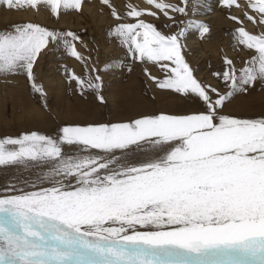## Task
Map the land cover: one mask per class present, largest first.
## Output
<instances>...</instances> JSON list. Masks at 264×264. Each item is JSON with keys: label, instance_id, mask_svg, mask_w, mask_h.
<instances>
[{"label": "snow or ice", "instance_id": "1", "mask_svg": "<svg viewBox=\"0 0 264 264\" xmlns=\"http://www.w3.org/2000/svg\"><path fill=\"white\" fill-rule=\"evenodd\" d=\"M100 2L112 8L109 0ZM0 3L15 10L45 7L55 16L60 10H80L82 0ZM199 3L194 0L191 7ZM146 4L169 21L174 22L170 12L188 15V0ZM233 5L239 7L237 0H222V6ZM248 6L259 20L246 14L247 20L264 25V0H248ZM129 8L125 15L112 8L118 23L110 35L133 60L160 68L163 79L145 69L157 88L195 96L202 110L65 126L56 139L35 132L0 139V166L45 164L49 171L41 181L52 185L0 198V264H264V119L223 114L235 94L264 82V34H250L244 27L233 34L255 55L239 70L224 59V70L212 73L228 88L221 94L198 81L181 55L185 31L197 27L203 35L209 32L206 25L189 20L178 33L165 35L141 19L159 18L157 11ZM128 18L135 22H119ZM79 41L71 31L16 25L0 32V74H26L43 98L34 66L55 44L84 65L85 78L66 72L78 91H96L103 102L100 70L89 72L77 50ZM63 145L78 146L80 153L67 156ZM145 146L144 162L126 158Z\"/></svg>", "mask_w": 264, "mask_h": 264}, {"label": "rangeland", "instance_id": "2", "mask_svg": "<svg viewBox=\"0 0 264 264\" xmlns=\"http://www.w3.org/2000/svg\"><path fill=\"white\" fill-rule=\"evenodd\" d=\"M109 2L121 15H125L130 10L129 6L137 10L157 11L147 5L146 0H109ZM165 2L180 4L181 0H165ZM188 3L189 7L186 8L188 15L169 13L174 16V22L169 21L158 11L159 18L144 16L141 19L154 24L165 35L178 33L189 20L194 24L206 25L209 32L203 35L197 27H191L185 31L180 41L181 55L198 81L210 84L219 89L221 94H226L228 88L212 73L224 70L225 58L233 60L235 67L239 70L242 68L241 64L250 60L255 52L238 43L236 52L229 51L219 33L232 30L237 32L238 28L244 27L250 34L260 35L264 34V25L253 24L250 21V28L253 29L245 26L246 14L259 20V16L248 6V0H237L239 7L233 5L231 8L222 6V0H200L195 8L191 7L194 0H188ZM112 8L102 4L100 0H82L80 10H60L54 16L49 9L39 7L41 14L29 15L23 9H9L6 4L0 3V32L12 31L16 25L32 23L49 30L71 31L76 34L80 38L77 50L84 57L89 72L93 67L100 70L98 74L101 76L102 86L99 95L103 97L101 102L97 98V92L91 89L83 90L81 94L76 83L67 77L66 72L70 70L85 78L84 65L69 57L62 47L55 49V44H49L34 66L35 83L43 88L45 95L42 98L39 93L34 92L24 74L26 93L18 97L20 100L18 107H13L11 102H6L7 104L5 103L0 110V139H17L33 132L56 139L62 134L61 129L65 126L129 122L142 116L162 113L190 115L202 110V103L195 96L185 97L171 90L157 88L145 75L147 68L153 76L163 79V73L159 67L133 60L127 54L126 48L110 35L111 30L118 23L111 15ZM229 17H236L241 23L238 24L236 20ZM218 18L226 21L227 24L217 27L216 19ZM119 22H135V20L128 18ZM210 35L217 38L214 46L215 53L204 42ZM66 58L69 62L65 61ZM62 64L65 65L66 72L62 79V87L58 91V83L47 84L44 76L52 78L56 68ZM107 65L114 67L103 71ZM29 102H33L42 110L43 118L39 123L31 122L34 119H28L27 115L19 109ZM223 114L235 118L264 119V82L257 80L253 86L247 88V91L235 94L230 102L226 103ZM148 150V146L143 149H134L126 154V158L133 164L142 163L146 159L145 153ZM63 152L71 156L79 154L80 149L75 145H63ZM91 153L98 154V150H91ZM117 155L119 156L120 153L117 152ZM48 171L49 168L45 164L0 166V198L17 195L21 191H39L41 188L51 187L52 185L47 181H41Z\"/></svg>", "mask_w": 264, "mask_h": 264}, {"label": "bare ground", "instance_id": "3", "mask_svg": "<svg viewBox=\"0 0 264 264\" xmlns=\"http://www.w3.org/2000/svg\"><path fill=\"white\" fill-rule=\"evenodd\" d=\"M23 11L29 15L36 14V13H38V14L42 13L39 9L33 10L31 8H24ZM244 18L245 17H243V19ZM216 20H217L216 21L217 27L221 26L223 24H227V22L222 20L221 18H218ZM244 20H245V22H244L245 26L247 28H250L251 27L250 21H248L246 19H244ZM250 29H253V28H250ZM250 31H252V30H250ZM234 33H236L234 30H232L231 32L224 31V32L219 33V35H220L221 40L223 41V44H226L228 46V48H229L228 50L229 51L232 50V51L236 52L237 42L234 40V35H233ZM216 41H217V38L214 35H210L209 37L205 38V41H204L205 45L209 49H211V51L213 53L216 52V49L214 48ZM57 48L58 47L56 45L55 49H57ZM66 60L69 62V59L66 58L65 61ZM244 66H245V64L242 63L240 67H244ZM65 72H66L65 65L62 64L60 67L56 68L52 78L50 76H44V81H45V83L50 84V85H53V82L58 83L57 89H58V91H60V89L62 87V84H61L62 79L65 76ZM53 78L55 80H53ZM25 91H26V85L24 82V73L0 74V110L6 102H9V103L11 102L13 107L16 106V108H17L19 105V102H20L18 97L21 94L26 93ZM28 100H30V99H28ZM24 105H26V104H24ZM22 107H23V105L21 107H19L20 111L25 113V115H27L28 119H34L31 122L39 123L41 121V119L43 118V114L41 112L42 110L40 108H37L33 104V102H29L26 106H24L23 108ZM25 110H27V112ZM41 114H42V116H41Z\"/></svg>", "mask_w": 264, "mask_h": 264}]
</instances>
